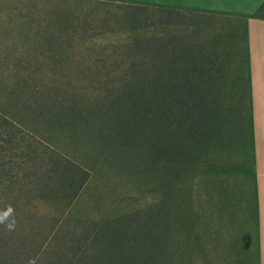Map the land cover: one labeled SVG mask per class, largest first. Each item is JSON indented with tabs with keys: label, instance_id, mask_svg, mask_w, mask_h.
<instances>
[{
	"label": "rangeland",
	"instance_id": "rangeland-1",
	"mask_svg": "<svg viewBox=\"0 0 264 264\" xmlns=\"http://www.w3.org/2000/svg\"><path fill=\"white\" fill-rule=\"evenodd\" d=\"M183 55L241 87L221 94L207 81L210 98L248 127L243 18L133 0H0V211L11 206L15 222L0 224V264H104L109 250L118 260L119 242L127 263L140 257L150 214L152 226L158 217L176 226L178 264H257L242 199L250 132L234 174L211 187L199 178L192 194L161 160L145 165L141 138L128 146L117 135L150 80L181 74Z\"/></svg>",
	"mask_w": 264,
	"mask_h": 264
},
{
	"label": "trees",
	"instance_id": "trees-1",
	"mask_svg": "<svg viewBox=\"0 0 264 264\" xmlns=\"http://www.w3.org/2000/svg\"><path fill=\"white\" fill-rule=\"evenodd\" d=\"M247 16H260L259 9ZM173 63L177 64L178 62ZM181 64V74L174 68L166 70V75L164 76L167 80L165 84L155 82L156 78L149 81V87L146 90H142L146 99L139 101L136 105L134 104L136 108L131 115L132 117L134 116L132 122L126 123V125L124 123L118 124L120 129L118 126L119 132L117 135L119 137L125 135L123 137L124 143L128 144V146L130 145L127 142L128 137H136L135 140L141 138L137 143H142L140 147L145 157V165L149 162L154 163L152 159L161 160L164 170L175 181L176 185L178 182L182 184V187L181 185L178 186V191H182L183 193L190 192L192 194L195 189V183L200 179L211 187L214 185V177L220 176L221 179L220 181L218 180V183L223 184L221 180H227L234 174L238 144L240 146L241 137H243V144L247 148L246 138L249 132L252 146V124L249 103L248 127L241 128L237 125V121L232 116H229L228 107H222L218 100H214L213 97L210 98V86L207 84V81L213 77L216 78V84L220 87L219 91L221 94L224 93L226 87H229V89H236V87L241 89L240 86H231L223 83L220 75L215 71L196 69L193 63L187 62L185 56ZM246 83L248 87V79ZM137 91L141 92L140 89ZM87 122L90 125L89 127L100 126L101 128L103 126L100 121L94 122L92 120ZM121 127H124V129L126 127H134L135 130L133 132L125 131ZM126 133L130 135L126 136ZM146 135L148 138L145 141ZM130 150H132L133 154L136 151L135 147L129 148ZM251 162L252 169L250 168V170L245 171L243 181V188L245 187V189H243L242 199L243 204H245L244 216L246 222L248 224L249 218L254 217L256 229V187L253 154ZM148 166L146 169L145 166L143 167L145 173H147ZM192 171L197 172L193 175L191 174ZM223 174L224 176L221 177ZM187 178H189V181L185 180ZM216 187L219 186L216 185ZM232 189H235V184ZM186 210L188 208L184 209L185 214L183 212V217L180 214V218H183V226L189 225ZM147 216V222L141 235L144 238L142 239L144 240V244H142L143 248L140 250V257L138 259L134 257L131 261L125 263L126 260H123L121 254L125 243L119 242L118 246L122 250L120 249L118 256L116 255L118 260L112 261V258H115V254L112 250H109L105 255L107 263L104 264L179 263V242L175 238L176 226L174 228L172 220L168 219L161 226L162 222L158 217L154 219V226H152L150 223L151 214ZM247 231L245 244L248 248L247 241H249L252 231L250 228ZM151 237L152 239H150ZM118 239L121 240V237ZM150 240L153 243H150ZM256 254L257 264H259L257 245ZM182 255L184 256L183 259L187 262L186 251Z\"/></svg>",
	"mask_w": 264,
	"mask_h": 264
},
{
	"label": "crops",
	"instance_id": "crops-1",
	"mask_svg": "<svg viewBox=\"0 0 264 264\" xmlns=\"http://www.w3.org/2000/svg\"><path fill=\"white\" fill-rule=\"evenodd\" d=\"M225 18H243L256 187V245L264 264V0H133ZM259 9V15L249 17Z\"/></svg>",
	"mask_w": 264,
	"mask_h": 264
},
{
	"label": "clouds",
	"instance_id": "clouds-1",
	"mask_svg": "<svg viewBox=\"0 0 264 264\" xmlns=\"http://www.w3.org/2000/svg\"><path fill=\"white\" fill-rule=\"evenodd\" d=\"M14 209L11 206L6 207L0 211V224H4L7 228L12 229L14 227Z\"/></svg>",
	"mask_w": 264,
	"mask_h": 264
}]
</instances>
